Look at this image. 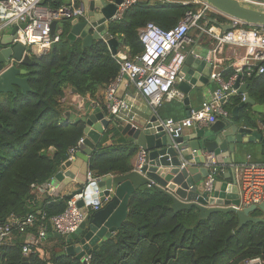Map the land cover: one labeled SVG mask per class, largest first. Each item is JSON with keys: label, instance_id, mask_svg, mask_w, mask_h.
<instances>
[{"label": "trees", "instance_id": "16d2710c", "mask_svg": "<svg viewBox=\"0 0 264 264\" xmlns=\"http://www.w3.org/2000/svg\"><path fill=\"white\" fill-rule=\"evenodd\" d=\"M79 4V0H75ZM66 0H42L41 6L59 9ZM201 5L161 0H140L120 21L110 25L114 37L123 40L131 60L143 53L141 31L149 23L164 30L174 28L188 12L197 13ZM228 23L227 18L207 13L201 25ZM71 20H65L68 25ZM69 28L63 30L54 49L43 56L32 55L29 70L31 90L7 95L0 103V222L35 215L33 228L20 233L0 248V264H24L23 247L30 238L39 240L41 228L51 230L50 220L68 207V198L47 197L38 200L35 187L53 179L71 157L70 151L85 137V124L63 123V103L68 88L81 97L95 98L119 75L121 65L104 42L84 48L82 40L70 41ZM234 71L224 75L226 82ZM263 77V76H262ZM245 77L251 97L264 105V78ZM242 97L231 98L225 109L232 113ZM2 102V101H0ZM238 123L252 129L264 125V114L250 108L240 113ZM111 141V144L108 142ZM264 148V140L262 142ZM138 149L128 144L117 128L109 129L99 142L89 169L93 176L122 175L133 171L132 160ZM224 175L219 177L223 180ZM253 217H264L258 211ZM62 238L39 240L32 246L27 264H244L246 260L264 261V224L248 223L239 228L233 213H215L203 219L196 208L176 212L172 200L152 191L135 193L122 227L94 250L89 262L68 256Z\"/></svg>", "mask_w": 264, "mask_h": 264}, {"label": "water", "instance_id": "95a60500", "mask_svg": "<svg viewBox=\"0 0 264 264\" xmlns=\"http://www.w3.org/2000/svg\"><path fill=\"white\" fill-rule=\"evenodd\" d=\"M3 1L6 0H0ZM204 1L225 17L252 26L264 24V8L247 7L236 0ZM122 2L123 0H81L85 18L74 19L68 25L63 22V30L69 28L68 39L73 42L82 40L84 48L92 47L96 41L104 42L110 52L117 55L123 46V40L111 34L110 25L118 5ZM212 22L225 31L232 29L231 26L219 25L215 20ZM60 25L59 22L52 24V37L59 34ZM19 28L25 26L14 23L11 34L0 33V101L7 95H17L18 90L23 94L31 90L27 67L32 63V55L26 46L17 42ZM212 69L213 63L207 56L197 57L194 52L188 55L178 79V87L186 96L183 104L186 106L187 118L192 113L189 95L200 86L198 80L205 85L211 82ZM196 73L200 74L199 79ZM242 80L243 77L238 76L227 92L232 98H243L231 115L220 118L208 129L194 127L193 134L183 132L177 136L174 132L177 127H168V120L158 111H153L145 121L125 123L112 114L106 115L100 108L81 110L79 114L85 124L83 146L76 154L77 159L64 163L48 183L50 193L56 198L74 184L77 188L67 196L68 200L83 196L77 203L79 208L99 206V210L91 213L75 233L67 237L62 234H49L47 238L64 239V252L83 262L122 227L128 217L131 197L144 191L167 195L172 200V209L176 212L196 208L203 219L215 213H233L238 216L239 228L248 223L264 224V217L252 216L258 211L264 215V204L239 209L241 201L233 170L225 177L231 183L219 180L212 195L203 190V182L209 174L204 167L205 153L216 154L219 163L227 159L226 163L235 164L242 156V144L261 142L264 139L260 122L257 129H252L235 121L249 106H252L255 113L264 114V105L256 103L251 97L250 85L242 84ZM73 91L77 93L75 89ZM200 109L201 107L194 111ZM66 117L69 118V114ZM113 127L117 128L128 144L136 145L144 156L129 173L89 178V161L99 142ZM75 169L79 170L77 176ZM28 258L29 256L24 257V264H27Z\"/></svg>", "mask_w": 264, "mask_h": 264}, {"label": "built area", "instance_id": "2783aa9c", "mask_svg": "<svg viewBox=\"0 0 264 264\" xmlns=\"http://www.w3.org/2000/svg\"><path fill=\"white\" fill-rule=\"evenodd\" d=\"M139 1L123 0L122 4L117 7L113 22L122 20L125 14ZM161 1L171 3L178 0ZM179 1L184 5L194 2L196 5H201L202 8L197 13L188 12L170 30H164L154 23L147 24L140 34L144 47L143 53L134 60H131L124 53L118 52L117 55H114L120 63L121 69L118 77L106 87V107L109 114L126 121L132 106L125 98L118 95L119 86L124 82L133 84L154 111L175 98H184L185 94L179 90L177 85L188 57L185 49L192 43L190 38L192 30L212 39L215 46L212 50L214 57L225 46L244 49L246 54L241 57L239 62L233 64L235 75L228 82L223 78L224 70H219V60H211L213 69L210 79L218 84V88L214 91L211 99L201 105L199 111L192 112L191 117L167 121L168 127H177L174 131L177 136L193 126L211 125L220 118L229 117L230 114L225 109V105L230 102L232 95L227 92L233 87L238 76L241 75L243 78L264 76V24L252 26L224 16L228 20L224 26L232 27L229 31H225L218 25L211 27L208 24L201 25L200 21L206 17L207 13H220L204 0ZM236 1L247 7L264 8V0ZM41 2L42 0H6L0 2L4 25L14 23L18 26L24 25L25 28H19L17 32V42L26 46L31 55L37 56L46 55L52 50V46L59 42L60 34L55 38L51 35V26L54 22L61 23L65 20L84 19L86 15L81 6V0H79L78 5L76 2H72L59 9L41 6ZM3 28H0V33ZM260 126L264 129L263 124ZM83 143L84 138L80 140L77 147L70 151L69 160L74 159ZM143 156L144 153H141L139 159L141 160ZM204 156V167L209 174L203 182V190L212 195L224 168L220 165L216 154L207 152ZM232 169L235 172L239 189L241 201L239 209L264 204V163L233 164ZM92 176V173L89 172L88 177L91 178ZM47 185L49 187L50 184ZM80 198L83 196H76L69 200L67 209L50 220L51 230H47L45 226L41 228L39 240L46 239L50 233L62 234L67 237L75 233L92 212L99 210V206L79 208L77 203ZM36 223L35 215L20 219L11 218L8 221L0 222V248L12 238L15 230L24 233L27 229L33 228ZM39 240L35 241L30 238L23 247L25 257L29 256L32 246L37 245ZM89 259L87 258L83 262H89ZM244 264H264V261L261 258H254L246 260Z\"/></svg>", "mask_w": 264, "mask_h": 264}, {"label": "crops", "instance_id": "0c3cea01", "mask_svg": "<svg viewBox=\"0 0 264 264\" xmlns=\"http://www.w3.org/2000/svg\"><path fill=\"white\" fill-rule=\"evenodd\" d=\"M72 2H75V0H66V3L64 4V6H67L71 4ZM2 16H3V10L0 7V28L4 27L1 30V34H11V32L14 29V24L5 26L4 25L5 22L3 21ZM60 24H61L60 25L61 30H59V34L61 35L63 32L62 31L63 22H61ZM193 31L194 30H192L191 32ZM197 33L198 35L196 36L192 35V37H190L192 40V43L189 44L187 48L185 49L187 55H189L191 52H194V54H196L197 57L207 56V58H209L210 61L215 60V59L219 60V63H218L220 66L219 70H224V73H223L224 75L226 74L228 75L230 71H235L233 64L236 62H239L241 57L245 56L246 51L242 48L225 46L221 48L217 56L214 57L212 50L215 46H214L212 39H210L209 37L205 35H201L198 31ZM119 52L124 53L129 57L127 48H124L122 46ZM206 70L207 68L204 69V71ZM196 76H197V79H199L200 74L196 73ZM256 77L261 78L262 76H256ZM262 78H264V76ZM242 84L250 85V83L244 80V78L242 80ZM198 85L202 86V88L199 86L198 88L194 89L192 93L189 95L190 107H191L192 112H194V110H196L197 108L201 107V105L205 101L211 99L214 91L218 88V84L212 81L211 82L209 81V83L208 84L206 83L205 85L201 80H198ZM178 86L179 84L177 85V87ZM249 88L251 89V86ZM118 95L122 98H125L132 106L131 112L128 114L127 120L125 121V123H128L130 121L134 123L145 121L146 117L154 111L148 105L147 101L138 93L135 86L129 82H124L123 84L119 86ZM185 98L186 96H184L183 99L175 98L169 102H166L161 108H159L156 111H158V113L166 120L187 119L186 106L183 104V101ZM4 100L5 98L1 100L2 102L0 103H3ZM63 103L66 106V111L64 113L62 125H65L66 123H70V122H76L78 119H81L82 115L79 114L81 110L90 111L95 108H100L103 110V112L106 113V115H110L106 107V87L101 88L95 98H92L90 95L86 97H81L77 93H75L73 89L68 88L65 92V98L63 99ZM257 104H263V103H257ZM249 108H250V111L253 113L252 106H249L247 109ZM66 114H69V118L66 117ZM257 114L261 115L260 113H257ZM211 125H206L202 127L195 126V127H197L198 129H208L211 127ZM240 125L247 126L244 122L241 123ZM261 130L264 132V129L261 128ZM184 132L185 133L187 132L188 134L189 133L193 134L194 126L186 129ZM263 140L261 142H256V143L242 144L240 146L242 156L235 164L244 165V164H248L249 162L258 163V164L264 163V148L262 144ZM108 144H111V141H109ZM132 147L138 149L136 145H132ZM253 147L257 148V152H253ZM138 151H139L138 154L132 160L133 168H135V165L139 161V156L141 152L140 150ZM76 154L74 157L75 160L77 159ZM225 161H227V159H224L223 161L220 162V165L222 166V168H224V171H223L224 179L222 181H228L229 183H231V180H227L225 177L230 171L233 170L232 169L233 164L226 163ZM78 174H79V170L75 169V175L77 176ZM47 184H50V183H46L45 185L38 186L34 189V194L37 196L38 200L40 201H44L49 196L56 198L55 196H53V194L50 193V185L48 187ZM76 188L77 187L73 184V186L61 192L59 195V198H67V196L71 194L72 192H74Z\"/></svg>", "mask_w": 264, "mask_h": 264}, {"label": "rangeland", "instance_id": "374dc122", "mask_svg": "<svg viewBox=\"0 0 264 264\" xmlns=\"http://www.w3.org/2000/svg\"><path fill=\"white\" fill-rule=\"evenodd\" d=\"M190 1H191V0H190ZM193 3H194V2H193ZM194 4H196V3H194ZM192 35H193V36L198 35L197 31L194 30L193 32H191L190 37H192ZM253 152H257V148L253 147Z\"/></svg>", "mask_w": 264, "mask_h": 264}, {"label": "flooded vegetation", "instance_id": "af4514ba", "mask_svg": "<svg viewBox=\"0 0 264 264\" xmlns=\"http://www.w3.org/2000/svg\"><path fill=\"white\" fill-rule=\"evenodd\" d=\"M236 121V120H235ZM239 124V123H238ZM241 124V123H240Z\"/></svg>", "mask_w": 264, "mask_h": 264}]
</instances>
